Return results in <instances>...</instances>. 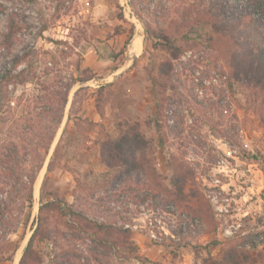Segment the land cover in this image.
<instances>
[{"label":"rangeland","instance_id":"obj_1","mask_svg":"<svg viewBox=\"0 0 264 264\" xmlns=\"http://www.w3.org/2000/svg\"><path fill=\"white\" fill-rule=\"evenodd\" d=\"M222 1L0 0V195L15 199L11 231H0V264H20L40 222L35 264H140L137 255L222 264L227 253L264 264V94L242 67L251 30L214 22L189 29ZM11 18L19 30L7 49ZM78 67L90 76L79 79ZM162 68L170 88L159 132L151 75ZM89 79L66 109L71 88ZM125 131L142 180L112 186L116 170L101 147ZM5 153L22 183L7 175ZM152 193L166 210L154 207ZM66 204L77 214H66ZM187 219L199 230L176 235Z\"/></svg>","mask_w":264,"mask_h":264},{"label":"trees","instance_id":"obj_2","mask_svg":"<svg viewBox=\"0 0 264 264\" xmlns=\"http://www.w3.org/2000/svg\"><path fill=\"white\" fill-rule=\"evenodd\" d=\"M122 17L124 18V15L122 14ZM208 20V21H207ZM205 21H200L195 19L193 23L190 24L189 29H197L198 26L203 24L204 22H214L217 24L224 25L225 28L232 27V25L241 24L242 27H246L247 29H250V35L251 40H253L252 50L249 51L246 56L248 58L249 64H244L243 70L246 72L245 75L252 79L253 81L257 80L260 84L262 82L261 90L264 94V0H223L218 8V12L211 16L210 19H207ZM245 28V29H246ZM19 30V27L17 25V22L14 18H11V21L9 23V30L4 35V43L7 47V49H10L13 44V36L16 34V32ZM240 37H244L245 32H238ZM128 40L125 42V46L128 44ZM124 48V47H123ZM123 50V49H122ZM251 61V62H250ZM253 62V63H252ZM252 65V67H251ZM79 79H85L90 75L84 76L85 72L89 69H79ZM248 72V73H247ZM15 75L11 73V71H8L5 75H3V79H6L7 81L11 80ZM151 80L153 83V88L155 89L156 93V101H155V111L153 113V119L157 125L158 131L160 132L163 126V121L165 120V112H166V106H165V97L164 92L169 87V80H168V74L165 68H162L159 70V76L156 77L155 75H151ZM229 87L231 88V81L228 83ZM104 85H101L97 89L98 95H100V92ZM162 92V93H161ZM66 99V97H65ZM264 100V97L262 98V102ZM1 106V103H0ZM98 112L103 117L105 116V113L103 110H99ZM262 121H264V117H262ZM129 138V133L127 134V131L123 133L119 138H114L110 141H105L101 147V154H102V160L108 166L109 168H113L116 170V174L111 180L112 186L118 185L120 182L125 180H135L136 184H139L141 182V176L135 175V163L137 161L135 159H132L130 151L127 150V142ZM17 153V152H16ZM134 153V152H133ZM2 157L9 160V162L12 163V155L10 153L2 154ZM131 158V159H130ZM8 162V161H7ZM5 164H8L10 168H8V176H12L15 178V181L18 183L23 182L22 174L18 175L15 172L14 166L10 164L9 162ZM136 176V177H135ZM176 182V179H174ZM32 182L33 179L31 178L30 184L27 190V202L29 206H32L33 204V188H32ZM24 184V183H23ZM109 185V186H110ZM148 192V191H147ZM151 192V191H150ZM1 194V191H0ZM151 194V193H150ZM145 197L142 199L145 201L147 198H149V194H144ZM153 201L154 207L157 208L162 207L164 210L167 209V204L163 200H158L156 195L153 194ZM14 201L15 199L12 196H5L2 197L0 195V231L2 232L3 237H6L9 232L11 231L10 224L12 223L10 220V215L13 207H14ZM47 204V203H46ZM44 204L41 205L40 210L43 209ZM46 206V205H45ZM68 211L66 214H72L76 215L77 211L74 208L73 204H66ZM63 213L65 212L62 210ZM192 222L188 221L186 223L181 222L180 225L177 227V229H174V233L176 235H181L184 233H189L190 231L198 229L197 223L192 220ZM68 224L76 223V221H71V219L66 220ZM103 227V225H100ZM41 222L39 223L38 227L35 230L34 235L29 240L27 246L25 247L24 254L21 257L20 264H35L37 262L41 261L40 255L34 250L33 241L35 239V236L39 235V231L41 230ZM117 242V241H116ZM11 259L12 256L9 255L8 257ZM136 260L140 264H159L157 261H153L149 259L146 256L143 255H137ZM63 261L60 263L62 264ZM222 264H241L237 259L236 256L232 254H225L221 260Z\"/></svg>","mask_w":264,"mask_h":264},{"label":"water","instance_id":"obj_3","mask_svg":"<svg viewBox=\"0 0 264 264\" xmlns=\"http://www.w3.org/2000/svg\"><path fill=\"white\" fill-rule=\"evenodd\" d=\"M136 38V35L134 36V38H133V40ZM132 40V41H133ZM130 60V59H129ZM128 64V63H127ZM125 66H123L122 68H124ZM122 68L121 69H118V70H116L112 75H114V74H117V73H119L121 70H122ZM93 80V79H92ZM95 81L98 83V84H101L103 81H106V78H98V79H95ZM89 83H91V80L89 79V80H85V81H79L76 85H75V87H72L71 88V91H70V93H69V98H68V101H67V103H66V109L68 108V106L70 105V102H71V100H72V92H75V90H76V88H78V87H81V86H83V85H87V84H89ZM65 120H66V114H64V120H63V122H62V125L64 124V122H65ZM62 125H61V127H60V129H59V131H58V133H57V136L56 137H58L59 135H60V133H61V130H62ZM50 151V150H49ZM50 153V152H49ZM44 168H47V166L46 165H44ZM39 185V182L38 183H36V189H37V186ZM36 192H37V190H36ZM32 236V235H31ZM31 236L29 235V236H27V238H26V245L24 246V249H23V252L22 253H24V250H25V247L27 246V244H28V242H29V240L31 239ZM19 260H21V257H20V259Z\"/></svg>","mask_w":264,"mask_h":264},{"label":"bare ground","instance_id":"obj_4","mask_svg":"<svg viewBox=\"0 0 264 264\" xmlns=\"http://www.w3.org/2000/svg\"><path fill=\"white\" fill-rule=\"evenodd\" d=\"M141 47V35H137L136 39L133 42V52L137 54Z\"/></svg>","mask_w":264,"mask_h":264},{"label":"built area","instance_id":"obj_5","mask_svg":"<svg viewBox=\"0 0 264 264\" xmlns=\"http://www.w3.org/2000/svg\"><path fill=\"white\" fill-rule=\"evenodd\" d=\"M188 220L189 219H187V220H185V222H188ZM190 222H192L193 223V221L191 220ZM152 233H151V236H153V237H155L156 235H155V233L153 232V231H151Z\"/></svg>","mask_w":264,"mask_h":264},{"label":"crops","instance_id":"obj_6","mask_svg":"<svg viewBox=\"0 0 264 264\" xmlns=\"http://www.w3.org/2000/svg\"><path fill=\"white\" fill-rule=\"evenodd\" d=\"M98 114L100 115V113H99V112H98ZM100 116H101V115H100ZM103 117H104V116H103ZM94 120H95V122H97V123L99 122V121H98V119H97V117H95V119H94Z\"/></svg>","mask_w":264,"mask_h":264}]
</instances>
